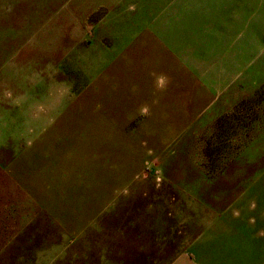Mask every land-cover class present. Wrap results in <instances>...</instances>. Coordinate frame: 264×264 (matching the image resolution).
I'll list each match as a JSON object with an SVG mask.
<instances>
[{
    "label": "rangeland",
    "instance_id": "obj_1",
    "mask_svg": "<svg viewBox=\"0 0 264 264\" xmlns=\"http://www.w3.org/2000/svg\"><path fill=\"white\" fill-rule=\"evenodd\" d=\"M256 35L264 0H0V264H168L264 231Z\"/></svg>",
    "mask_w": 264,
    "mask_h": 264
},
{
    "label": "crops",
    "instance_id": "obj_2",
    "mask_svg": "<svg viewBox=\"0 0 264 264\" xmlns=\"http://www.w3.org/2000/svg\"><path fill=\"white\" fill-rule=\"evenodd\" d=\"M254 32L248 27L243 34ZM252 221L240 220L233 231H200L168 264H264V231H255Z\"/></svg>",
    "mask_w": 264,
    "mask_h": 264
},
{
    "label": "clouds",
    "instance_id": "obj_3",
    "mask_svg": "<svg viewBox=\"0 0 264 264\" xmlns=\"http://www.w3.org/2000/svg\"><path fill=\"white\" fill-rule=\"evenodd\" d=\"M168 82V78L166 77V75L164 74H159L158 76H156L155 80H154V86L158 89V90H165L166 85ZM141 115H147L148 114V109L147 107H144L141 109Z\"/></svg>",
    "mask_w": 264,
    "mask_h": 264
}]
</instances>
